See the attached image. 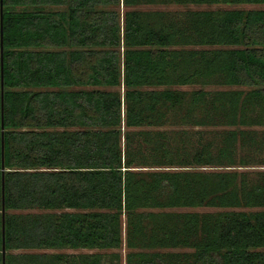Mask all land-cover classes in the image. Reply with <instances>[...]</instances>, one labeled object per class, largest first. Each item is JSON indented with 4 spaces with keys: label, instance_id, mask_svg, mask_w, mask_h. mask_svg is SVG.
<instances>
[{
    "label": "trees",
    "instance_id": "1",
    "mask_svg": "<svg viewBox=\"0 0 264 264\" xmlns=\"http://www.w3.org/2000/svg\"><path fill=\"white\" fill-rule=\"evenodd\" d=\"M157 2L264 5L1 0L0 264L2 243L5 264H119L115 253L29 251L123 244L124 264H264V132L251 129L264 125V9L174 22L132 9ZM195 83L249 89H198L186 101L169 88ZM176 114L247 129L189 149L131 131ZM199 207L216 210H168ZM26 210L44 212L9 213Z\"/></svg>",
    "mask_w": 264,
    "mask_h": 264
},
{
    "label": "rangeland",
    "instance_id": "2",
    "mask_svg": "<svg viewBox=\"0 0 264 264\" xmlns=\"http://www.w3.org/2000/svg\"><path fill=\"white\" fill-rule=\"evenodd\" d=\"M49 10H63L65 9V6H47L45 7ZM132 9L140 11V12H148V13H160L162 15V18L166 21H177L182 20L184 15L188 13L189 11H198V10H230V9H264V5H254V4H176V3H141L136 7H133ZM116 10L119 11L120 18L122 19V14L124 12L123 6L120 4V6L116 7ZM214 49V48H223V46H174L172 49ZM228 48V47H227ZM123 48L120 47L119 51L120 54L122 53ZM166 87L164 86H158L154 87V89H164ZM176 91H184L186 93L185 100H189L190 94L198 89H203L207 93H213L215 91H230V90H248L249 87H240V86H224V85H216L214 83H210L207 85H202L201 83H195L191 85H179V86H171L169 87ZM100 89L105 90H120L122 92L123 87H100ZM211 95V94H208ZM181 116L176 114V117H171L170 120L164 124L163 126H156V127H142V128H133L131 131H150L156 132V131H163L168 136V140L172 145H178L180 144L181 140L184 141V145L187 149H189V145L197 146L199 143L203 142H209L210 144H216L220 143V139L230 130L233 129H247V127L243 126H228L224 123H218L217 125H208V126H196L193 123L189 122V118L181 119ZM252 131H254L257 134H261L264 132V125L261 126H254L251 127ZM127 130V129H126ZM238 148V147H237ZM239 153V148L237 149ZM264 152V151H263ZM258 155V153H255ZM261 155V154H260ZM258 157V156H257ZM255 160V159H254ZM253 160V163H254ZM260 168V167H258ZM170 211H215V208L211 207H199V208H174V209H168ZM30 213V212H44L39 210H26V211H10L9 213ZM125 245L123 244L120 249H110L105 251H100L96 249H70V248H64V249H55V250H30L29 252H60V253H66V254H79V253H94V252H100L104 256L108 257L110 253H115L118 256H121L120 263L124 264V255L126 253ZM17 252V251H15Z\"/></svg>",
    "mask_w": 264,
    "mask_h": 264
},
{
    "label": "water",
    "instance_id": "3",
    "mask_svg": "<svg viewBox=\"0 0 264 264\" xmlns=\"http://www.w3.org/2000/svg\"><path fill=\"white\" fill-rule=\"evenodd\" d=\"M1 13L2 12H1V0H0V22L2 20V18H1V15L2 14ZM1 50H2V48H1ZM1 64H2V62H1ZM1 108H2V103H1ZM2 151H3V142H2ZM2 197H3V187H2ZM1 213H2V220H3V216H4V206H3V202H2V210H1ZM2 236H4V227H3V225H2ZM3 240H4V237H2V242H3ZM2 264H5V248H4V243H2Z\"/></svg>",
    "mask_w": 264,
    "mask_h": 264
}]
</instances>
